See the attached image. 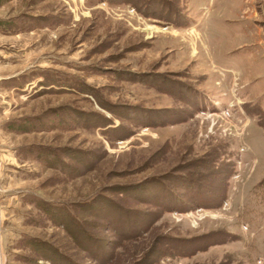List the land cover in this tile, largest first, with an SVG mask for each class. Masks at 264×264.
<instances>
[{
  "label": "rangeland",
  "instance_id": "rangeland-1",
  "mask_svg": "<svg viewBox=\"0 0 264 264\" xmlns=\"http://www.w3.org/2000/svg\"><path fill=\"white\" fill-rule=\"evenodd\" d=\"M261 180L264 0H0V264H264Z\"/></svg>",
  "mask_w": 264,
  "mask_h": 264
},
{
  "label": "trees",
  "instance_id": "trees-1",
  "mask_svg": "<svg viewBox=\"0 0 264 264\" xmlns=\"http://www.w3.org/2000/svg\"><path fill=\"white\" fill-rule=\"evenodd\" d=\"M202 103V102H201ZM199 105L201 106V104L199 103ZM199 106V107H200ZM202 107V106H201ZM263 181V182H262ZM260 183H263L264 184V180H261L260 181ZM194 192V191H193ZM193 200H195V201H198L197 202V204H199V205H202V206H204V204L206 205V204H208L206 201H204L208 196H206L205 195V193L204 192H202L200 189H196L195 190V192L193 193ZM220 200H221V198H219V200H218V204L220 203ZM163 201H164V203H163ZM181 202V201H180ZM179 202V200H178V198H175V196L173 197V195H171V194H169L168 192H166V196H165V198H163L162 197V199H161V204H159V205H162V207L163 208H166V209H186V208H183V207H180V205H178V203H180ZM206 202V203H205ZM187 204H188V207L189 206H192L191 205V203H188V202H186ZM185 205V204H184ZM194 206V205H193ZM74 221V220H73ZM55 254H57L55 251H53V253L51 254L52 256H51V260H55V258H56V256H55ZM53 257V258H52ZM55 257V258H54Z\"/></svg>",
  "mask_w": 264,
  "mask_h": 264
}]
</instances>
